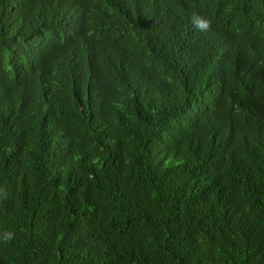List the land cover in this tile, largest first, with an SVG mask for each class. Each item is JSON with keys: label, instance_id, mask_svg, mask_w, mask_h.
<instances>
[{"label": "trees", "instance_id": "obj_1", "mask_svg": "<svg viewBox=\"0 0 264 264\" xmlns=\"http://www.w3.org/2000/svg\"><path fill=\"white\" fill-rule=\"evenodd\" d=\"M0 187V264H264V0H0Z\"/></svg>", "mask_w": 264, "mask_h": 264}, {"label": "clouds", "instance_id": "obj_2", "mask_svg": "<svg viewBox=\"0 0 264 264\" xmlns=\"http://www.w3.org/2000/svg\"><path fill=\"white\" fill-rule=\"evenodd\" d=\"M191 22L194 28L201 32L206 33L211 30L212 20L210 18L203 17L193 12L191 17ZM8 196V192L5 187H0V200L6 199ZM14 238V234L12 232H5L4 241L7 243L8 241Z\"/></svg>", "mask_w": 264, "mask_h": 264}]
</instances>
